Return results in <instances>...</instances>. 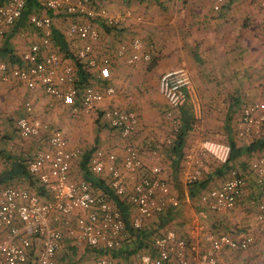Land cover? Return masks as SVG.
I'll use <instances>...</instances> for the list:
<instances>
[{
  "label": "built area",
  "instance_id": "built-area-1",
  "mask_svg": "<svg viewBox=\"0 0 264 264\" xmlns=\"http://www.w3.org/2000/svg\"><path fill=\"white\" fill-rule=\"evenodd\" d=\"M101 1L37 0L47 13L83 19L73 21L64 33L66 38L83 45L73 57H66L54 43L51 16L34 13L29 17V24L42 32L41 41L30 44L17 64L0 60V83L41 89L52 100L51 105L53 101L61 103L79 119L100 113L101 123L119 133L124 142L123 158L114 151L97 148L88 166L93 175L107 177L114 195L128 207L134 230L140 231L151 228L169 210H177L182 201L173 191L171 181L164 178L159 148L151 147L150 143L149 147H137L133 142L140 129L139 114L119 106L99 108L106 99L118 98V90L108 85L115 61L122 60L127 66L136 67L153 60L139 38L119 44L111 55L97 54L96 45L108 48L102 41L100 23L115 30L131 20L143 21V17L131 9L112 14ZM226 1L215 0L214 13H221ZM26 7L27 0H9L0 5V37L22 19ZM80 67L99 83L80 88ZM159 92L169 106L166 119L170 121L173 135L166 139L165 145L170 146L181 125L176 112L190 104L197 114L201 105L195 97L190 71L184 66L161 76ZM26 112V116L14 119L16 132L21 138H37L47 145L28 162L30 174L45 187L47 194L41 196L32 189L20 187L0 189V264H28L33 252L37 264H58L57 255L66 239L79 248L107 252L93 264H120L113 257V251L125 248L126 243L132 245L134 240L127 234L123 213L91 183L72 176L75 163L84 157L82 147H73L62 129L36 118L31 103L26 104ZM237 127L242 139L262 135L264 102L246 105ZM193 131L200 132L198 122ZM144 149L150 150L154 159L152 166L144 159ZM231 155L232 147L227 143L197 139L186 150L181 175L191 186L201 179L206 158L227 166ZM249 169L256 174L258 183L264 184V153L250 163ZM231 175L221 188L201 196V202L211 211H229L237 206L247 182L237 171L232 170ZM257 224L258 230L264 232V201L259 204ZM186 225L185 236L172 229L154 236L150 250L137 253L128 264H233L223 258L225 253L245 252L257 242L253 232L236 238L215 233L198 216H192Z\"/></svg>",
  "mask_w": 264,
  "mask_h": 264
},
{
  "label": "crops",
  "instance_id": "crops-1",
  "mask_svg": "<svg viewBox=\"0 0 264 264\" xmlns=\"http://www.w3.org/2000/svg\"><path fill=\"white\" fill-rule=\"evenodd\" d=\"M102 0L112 14H119L128 9L143 17L142 22L131 20L126 25L115 30H106L100 23L102 41L108 42L107 49L96 45L98 55H111L121 43H129L135 38L143 41L145 48L152 54L151 63H139L136 67L127 66L124 61H115L112 80L108 85L115 87L118 98L106 99L100 109L119 106L123 109L136 111L141 119L140 129L134 137L137 147L163 148L164 178L171 181L173 191L181 198L183 211L179 212L175 223L186 224L187 216H198L207 228L215 233L240 237L246 232L250 222L257 221L259 204L264 201V184H259L257 176L252 172L250 163L264 153V144L254 148L256 143H264L262 135L242 139L238 135L237 126L243 108L254 102H264V0H227L221 13H214L215 0ZM34 13L49 14L53 21V29L58 30L65 38L69 56L83 43L66 38L65 31L73 21H83L81 18H70L65 15L47 13L41 8ZM23 21V20H22ZM21 21V22H22ZM20 22V21H19ZM42 32L16 24L9 27L3 37H0V53L8 46L17 56L0 60L17 64L20 56L30 44L41 41ZM187 67L193 78L195 97L200 107L195 114L193 106L187 107L192 112L193 122L199 117L200 132L192 131L187 135L186 151L197 139H209L217 142L234 143L241 149L232 162L234 169L228 170L212 158H206L202 177L199 181L205 187L192 197L190 186L186 183L181 171L176 173L168 159L165 141L172 136V126L162 117L160 108L169 110L166 100L159 94L161 76L173 69ZM151 75L155 80L144 83ZM136 87V88H135ZM48 98L41 89L29 90L18 83H0V127H8L10 114L18 112V116H26V104L34 107V116L51 123L52 127L62 129L73 147L78 143L94 142L101 149L116 152L123 158L124 145L116 142L117 131L105 123H101L96 114L81 119H71L70 110L61 103ZM137 104H139L137 106ZM134 108V109H133ZM142 108V111H137ZM136 109V110H135ZM188 112V111H187ZM17 114V113H16ZM190 114V112H189ZM98 121V122H97ZM95 123V125L93 124ZM93 128L95 135L88 138V128ZM107 129V130H105ZM16 130V129H15ZM20 137L19 133L15 132ZM207 135V136H206ZM29 143L28 149L32 157L47 145L37 138L24 139ZM1 142V141H0ZM253 147L246 151L247 147ZM258 146V144H257ZM2 149V146L0 147ZM3 151V149H2ZM150 151V150H149ZM148 150L142 154L145 161L152 166L154 159ZM77 161L73 167L72 176L79 178ZM237 171L244 176L247 187L239 198L233 210L214 212L201 202V196L213 189L221 188L232 178L231 172ZM36 190L32 187H20ZM252 219V220H251ZM183 228H187L183 226ZM241 233V234H240ZM66 243L59 251L57 263L66 253ZM86 249V248H83ZM82 249V254L86 251ZM223 258L233 263L230 253ZM96 260V259H95ZM95 260L87 259L85 264H93ZM64 264H72L71 259Z\"/></svg>",
  "mask_w": 264,
  "mask_h": 264
},
{
  "label": "trees",
  "instance_id": "trees-1",
  "mask_svg": "<svg viewBox=\"0 0 264 264\" xmlns=\"http://www.w3.org/2000/svg\"><path fill=\"white\" fill-rule=\"evenodd\" d=\"M9 0H0V5H4L8 3ZM142 1V0H140ZM41 8V6L38 4L37 0H27V7L26 11L24 13V16L18 21L16 24H20L21 26L24 25V27H27L29 25V17L30 15L34 14L35 11H38ZM23 20V21H22ZM22 21V22H21ZM15 24V25H16ZM106 30H110L109 28H106ZM53 40L56 46H58L61 49V52L65 54V56H69V50L67 42L64 38V36L56 29H53ZM15 53L8 48V46L0 53V57L2 59L6 57H12L13 59L17 58V56L14 55ZM79 77L81 78V81L79 82V86H91V85H97L99 82L98 80H95V77L92 76L90 73L85 72L81 67L79 68ZM188 106V105H187ZM185 106L181 110H178L176 112V116L181 120V125L179 127V131L176 134L175 139L173 140L172 144L170 146H164L167 149V155L169 156L170 163L172 164V167L176 173H179L181 171L184 157L186 151H184V147L186 146V140L187 135L190 134L194 130V122L193 117L191 114V110L188 109L189 107ZM188 111V112H187ZM190 112V114H189ZM98 122V121H97ZM205 139L211 140L208 137H205ZM226 143V142H222ZM98 144V142H97ZM231 145L232 147V155L229 161V164L227 165L229 168L232 167V162L234 159L237 158L239 155V152L241 149L236 148V145L234 143H227ZM258 144V146H257ZM264 143L259 141L256 143L257 147H261ZM97 149L90 150L89 152H86L84 154V157L82 161L80 162V169L82 172V177L85 181L91 183V185L94 187V189L97 192L102 193L104 196L107 197L109 201H111L120 211L123 213L124 218L126 220L127 225V234L130 238H133L132 245H129L128 243L125 244V248L113 251V257L120 263H129L131 258L136 255L139 252H147L151 248V235L153 236V232H151V228L145 227L140 231L134 230L132 223H131V215L128 207L124 204V202L114 195L113 191L110 188V183L108 182V179L106 176H95L93 175L89 170V160L93 152ZM253 147H247L246 151L252 150ZM163 148H159V151L162 154ZM25 156V155H24ZM29 156V155H28ZM27 155L25 157L23 156H15V157H8L10 160L8 161V158L6 160L8 168L5 169L0 173V189L6 188V187H18L15 185V182L17 184L24 183L27 187H32L36 190V192L44 196L47 194V190L45 187H43L38 179H36L34 176H32L28 170V162L33 157ZM4 151L0 148V162L4 160ZM12 160V161H11ZM163 156V161H164ZM234 169V168H230ZM13 184V185H12ZM8 185V186H7ZM205 187V184L202 183V181H198L193 183L190 186V195L194 198L197 196V191H200L202 188ZM182 205V204H181ZM181 208L179 207L177 210H169L166 214L159 217V221L156 222L159 227L166 228L168 225L172 224L173 221L176 219L179 211ZM156 227V226H155ZM67 249L65 255L62 257L60 262L58 264H64V262H68L73 256H82L79 259L82 258L83 261H87V259L95 260L97 258L103 257L106 255L107 252H105L103 249H89L86 248V250L82 254V248L76 247L73 245V243L69 240H65ZM64 243V244H65ZM58 261V258H57ZM124 262V263H123ZM28 264H37V257L36 254L33 252L31 254V257L29 259Z\"/></svg>",
  "mask_w": 264,
  "mask_h": 264
},
{
  "label": "rangeland",
  "instance_id": "rangeland-1",
  "mask_svg": "<svg viewBox=\"0 0 264 264\" xmlns=\"http://www.w3.org/2000/svg\"><path fill=\"white\" fill-rule=\"evenodd\" d=\"M169 2H171V0ZM105 44L108 45V42H105ZM152 80H155V78L153 76L149 75L147 80L144 83H150V81H152ZM159 94H160V92H159ZM138 105L139 104H137V106ZM159 110L161 112L160 116H162V117L165 116V119H166V113H167L168 109H166L165 107H162ZM137 111L138 112L142 111V108L138 109ZM16 117H20V116H18V112H15L14 114H10L8 116L9 120H7L8 127H5L4 125H2L0 127V141H1L0 142V147L2 146V149L4 151V157H5L4 160L2 162H0V173L8 168L7 162H6L8 157H11V158L15 157V156H23V157H25L26 155L27 156L29 155V156L32 157V153L29 152V150H25V149H28L29 143L27 141H25L24 138H21V137L17 136V134H15V132H16L15 129L16 128H15V120L14 119ZM199 117H197V118L194 117L195 124H196V122L200 121ZM71 119H79V118L72 116ZM166 122L170 123V121L167 120V119H166ZM93 124L95 125V123H93ZM92 129H93L92 127L88 128L87 132H86L88 138H90V139L93 138L94 135H95V132H93ZM105 130H107V129H105ZM115 140H116V142L118 144L124 145V142H123V140H122V138L120 136L116 135ZM79 144H82V146L84 144V146L82 147L84 153L89 152L90 150L92 151L93 149H95V147H97V148L101 147L100 145H97V143L95 144V141L94 142L93 141L92 142H88L86 139L82 143L80 141L78 143V145ZM9 160H10V158H8V161ZM81 160L78 161L79 162V168L77 169V174H79V176H80L79 179L83 178L82 177V172H81V169H80ZM226 167L228 168V170H230V168L228 166H226ZM203 169L204 168H202V173H203ZM17 182H15V185H17L18 187H25L24 183L17 184ZM182 200L183 199H181V201ZM184 205H186L185 202L182 203V206H184ZM182 209L183 208L181 207L180 210L183 211ZM181 211H179V212L181 213ZM190 218H191V216H187V219L190 220ZM186 224H180V223L178 224V223L173 222L172 224L168 225L166 228H161V227L158 226V224L154 223L153 226H151V232H153V236L151 235V239L154 236H156V235H158L160 233H164L168 229L175 230V231L179 232L181 235L185 236L186 228H183V226H186ZM246 230L248 232L255 233V235L257 236V242H256L255 245H253L250 249H248L245 252H232V253H230L231 259L233 258L232 259L233 260V264H264V232L258 230V224H257V221H256L255 217H254V221L250 222L248 224V226L246 227ZM218 234H220V233H218ZM80 257H82V256H73L71 258L72 264H85V262H88V261H83L82 258L79 259ZM124 264H127V263H124Z\"/></svg>",
  "mask_w": 264,
  "mask_h": 264
}]
</instances>
